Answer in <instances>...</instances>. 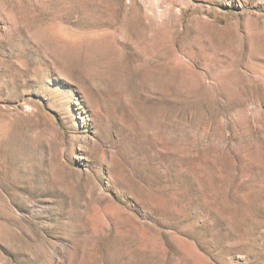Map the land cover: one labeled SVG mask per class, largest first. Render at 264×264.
<instances>
[{
  "label": "rangeland",
  "instance_id": "obj_1",
  "mask_svg": "<svg viewBox=\"0 0 264 264\" xmlns=\"http://www.w3.org/2000/svg\"><path fill=\"white\" fill-rule=\"evenodd\" d=\"M0 264H264V0H0Z\"/></svg>",
  "mask_w": 264,
  "mask_h": 264
}]
</instances>
